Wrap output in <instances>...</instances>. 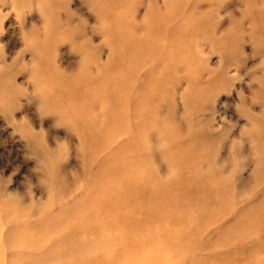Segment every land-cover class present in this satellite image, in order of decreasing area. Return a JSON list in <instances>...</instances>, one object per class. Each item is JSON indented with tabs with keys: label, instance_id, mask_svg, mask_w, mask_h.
Returning a JSON list of instances; mask_svg holds the SVG:
<instances>
[{
	"label": "rangeland",
	"instance_id": "obj_1",
	"mask_svg": "<svg viewBox=\"0 0 264 264\" xmlns=\"http://www.w3.org/2000/svg\"><path fill=\"white\" fill-rule=\"evenodd\" d=\"M0 264H264V0H0Z\"/></svg>",
	"mask_w": 264,
	"mask_h": 264
}]
</instances>
